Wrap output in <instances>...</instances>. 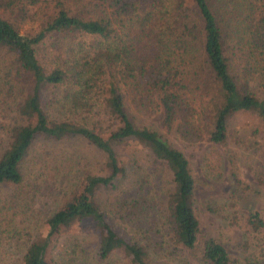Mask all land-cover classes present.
I'll return each instance as SVG.
<instances>
[{"label": "trees", "instance_id": "16d2710c", "mask_svg": "<svg viewBox=\"0 0 264 264\" xmlns=\"http://www.w3.org/2000/svg\"><path fill=\"white\" fill-rule=\"evenodd\" d=\"M129 106L189 144L223 143L241 112L264 131V0H0V259L21 244L19 264H61L59 236L89 222L94 260L73 264H264V211L239 212L249 188L232 156L229 195L203 206L239 229L235 240L203 231L187 157ZM38 138L81 139L105 171L82 169L72 149L31 152ZM136 146L148 168L127 175L118 148ZM211 151L206 172L220 177Z\"/></svg>", "mask_w": 264, "mask_h": 264}, {"label": "rangeland", "instance_id": "374dc122", "mask_svg": "<svg viewBox=\"0 0 264 264\" xmlns=\"http://www.w3.org/2000/svg\"><path fill=\"white\" fill-rule=\"evenodd\" d=\"M225 13L228 16L229 13L226 11ZM36 23L37 21H23L19 22L18 27L20 30L32 29L35 27L34 24ZM124 102L128 105L126 97H124ZM129 110L136 116L137 121L155 128L170 143L181 149L187 157L195 180V212L204 232L211 233L214 230L216 231L218 227L222 230L226 227L233 240L240 236H238L239 229L233 226L225 225L226 222L222 219V217L209 212L203 206V202L206 200L217 203L224 201L229 195L230 189L233 188V185H231L225 175V172L227 171L225 169L227 163L226 158L228 155L232 156V166H235L239 175L245 178L249 188L238 198L237 204L239 212L245 213L251 209H261L264 211V179H262V181H257L256 179L257 173L263 172L264 175V171H262L264 164L262 152V148L264 146V131L260 122L256 119V116L253 113L241 112L235 114L229 121L227 137L223 143H212L210 141L202 140L189 144L184 142L174 130H165L161 127L158 121L159 115L148 116L133 110L130 106ZM103 115L104 114L101 111L100 116L102 117ZM100 116L93 115L94 118H99ZM106 123L107 121L101 118L100 125L106 126ZM46 144H52L51 146H53V148H57L58 151L72 149L75 150V152H83L85 155L83 158L81 157L79 159V162L82 163L79 167L87 169L88 172L103 173L105 171V168L101 163L100 156H98V154H96L81 139L68 138L66 140L50 142L48 140L38 138L33 144L31 152L35 153L43 151L45 148L49 149L50 146H47ZM118 150L119 155L122 158L121 163L127 168V175H131L132 172L137 171V169L139 170L144 168V170H147L150 154L146 148L136 146L135 148L131 147L130 149H122L119 147ZM211 150L217 151L220 156L223 173L220 177H212L206 172L204 165V161L206 160L205 154L208 158H210V154L212 152ZM212 157L213 156H211V158ZM51 170L52 166H49L46 173L50 175ZM126 181L127 184H130L129 178ZM10 188L12 187H3V189ZM48 192L49 190L45 191L44 197H40L34 203V207L40 208L42 213L52 207V204H49L50 193ZM42 216H39L38 220H41ZM21 218L22 216L15 215V224L20 227L26 226V223L29 220L26 219L21 221ZM35 232L36 231L34 229L32 233L35 234ZM95 246L96 233L92 230L91 223L81 222L77 225L71 226L66 232H63L59 236V241L56 247L52 248V254L60 260L61 264H73V261H82L85 256H87L85 257L87 259L86 261L91 262L94 260ZM8 250V258L5 259L6 257L3 254L2 260L0 259V264H19L22 251L21 244L17 247H9ZM117 257L120 258V256ZM154 260L158 264L162 262L164 264H174V262L172 263L171 258L161 257L154 258Z\"/></svg>", "mask_w": 264, "mask_h": 264}]
</instances>
